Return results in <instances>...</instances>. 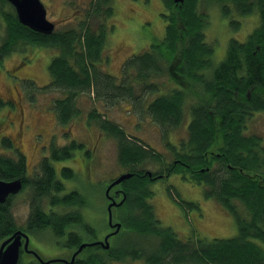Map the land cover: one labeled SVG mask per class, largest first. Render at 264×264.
I'll return each instance as SVG.
<instances>
[{
    "label": "trees",
    "instance_id": "trees-1",
    "mask_svg": "<svg viewBox=\"0 0 264 264\" xmlns=\"http://www.w3.org/2000/svg\"><path fill=\"white\" fill-rule=\"evenodd\" d=\"M162 2L169 11L164 14V39L150 51L127 59L121 80L100 68L107 62L102 53L108 31L105 21L113 14L110 0H95L90 6L87 15L96 19L98 26L83 20L79 28L55 29L49 35L20 25L14 12L3 15L5 35L0 44V62L22 45L54 49L56 54L47 68L50 82L45 88L63 93L54 105L57 122L68 124L79 116L81 110L76 105L84 93L89 104H95L87 120L116 141L118 162L124 173L132 174L116 187L125 197L120 206L113 208L121 228L111 236L110 249L85 247L88 250L83 248L72 264H115L113 261L126 256L143 259L146 264H264V135L250 131L255 117L264 116V0ZM202 2L217 5L224 18L233 10L239 16L258 17L245 41L230 38L217 63L213 46L205 40V19L197 9ZM229 25L236 27L237 23L231 20ZM161 78L164 80L159 81ZM148 95L155 98L147 100ZM126 101L142 103L146 115L167 131L181 127L187 120V139L179 142L177 150L171 145L175 160L157 174L139 165L150 160L161 163L160 156L105 119V111L96 109L97 105L114 107ZM2 145L15 157L0 155V179H21V191L29 187L33 202L25 228H19L12 219L9 197L0 204V242L17 230L28 233L45 229L59 235L60 243L68 250H76L85 242V233L91 236L87 237L92 238L90 242L94 241L96 235L93 238L94 231L82 214L89 201L80 198L78 190L61 194L64 186L52 165L53 161L69 159L83 145L71 142L62 150H51V156L40 163L41 177L34 182L24 176V155H19L12 141L4 139ZM61 171L65 180L75 178L70 168ZM172 173L202 185L204 197L217 201L231 214L237 234L229 239L206 241L193 235L182 240L170 228L162 227L148 203L154 195L150 186ZM174 194L169 191V196L178 200ZM57 205L77 210L59 214L54 209ZM79 225L82 232L74 230ZM67 226L72 231L68 238L64 235ZM126 235L130 236L128 240ZM151 237L154 246L148 250L137 244L139 239L149 243Z\"/></svg>",
    "mask_w": 264,
    "mask_h": 264
},
{
    "label": "rangeland",
    "instance_id": "rangeland-1",
    "mask_svg": "<svg viewBox=\"0 0 264 264\" xmlns=\"http://www.w3.org/2000/svg\"><path fill=\"white\" fill-rule=\"evenodd\" d=\"M40 1L46 8L47 20L54 23L56 30L68 29L72 26L79 28L78 24L83 20L97 24L96 19H90L87 15L95 0ZM110 2L113 14L105 21L108 31L102 53V59L107 57V62L106 64L103 62L100 68L121 80L123 65L127 59L150 51L153 45L164 39L166 27L164 14H168L169 11L164 8L162 0H110ZM197 9L205 19V40L214 48L216 63L220 62L224 55L230 38L239 42L245 41L258 21L255 14L239 16L234 10L230 12L228 18H224L220 8L209 2L200 3ZM11 12H14V8L0 0V44L5 35L3 15ZM231 20L237 23L236 27L229 25ZM17 49L2 58L0 62V102L3 104L0 107V155L15 157L12 151L2 145V140H11L18 148L19 155H24L26 166L24 176L34 182L36 177H41L40 163L51 156V150H62L71 142L83 145L81 149H76L69 159L53 161L52 165L55 175L64 186V194L78 190L79 195L85 201H89V207L82 209V214L94 231L92 236L101 238L110 232L107 225L106 188L109 186V181L124 173L118 162L117 143L112 137L99 131L97 125L87 120V115L95 104L91 102L89 104V99L84 93L82 100L76 105L81 110L79 116L74 117L68 124L62 125L57 122L54 105L57 103L56 99L63 97V93L53 88H45L50 82L47 68L56 51L29 44L19 46ZM162 80L164 79H159ZM148 98L151 100L155 96L148 95L147 100ZM96 109L103 113L105 111V119L118 125L132 140L141 141L146 149H153L160 156L161 163L145 161L139 165L142 170L156 174L160 172L163 166L175 160L170 149L171 145L176 148L179 142L187 139V120L181 127L167 131L146 115L142 103L133 105L126 101L114 107L97 105ZM250 128V131L264 135V116L257 115ZM65 167L72 170L75 174L74 179L63 178L61 170ZM203 189L202 185L172 173L152 183L150 190L154 195L148 203L152 205L153 212L156 213L162 227L170 228L182 240L189 239L193 235L206 241L213 238L229 239L235 236L236 224L231 214L226 212L217 201L204 197ZM113 191L114 188L109 194L116 199ZM169 191L175 192L178 200L182 202L173 200L169 196ZM176 195L174 194V197ZM9 199L12 219L19 228H25L33 202L30 188L25 187L20 193L9 196ZM54 209L59 214H68L73 209L77 210V207L64 208L57 205ZM74 230L80 232L81 228L77 227ZM30 233L35 245L29 243V248L40 254L44 261L59 257L70 259L72 251L60 248L61 240L51 230ZM82 236L85 238L86 235ZM126 236L128 240L130 236ZM131 238L133 239L134 236ZM86 239L85 242L91 241ZM148 239H150L149 243H146V240L143 243L138 240L137 244L141 249L148 250L154 246L155 239L153 237ZM24 256L31 259L26 252ZM26 258L22 260L24 264H41L35 260L26 261ZM133 260L132 257L126 256L120 261L113 262L146 264L143 259ZM50 264H60V262Z\"/></svg>",
    "mask_w": 264,
    "mask_h": 264
},
{
    "label": "water",
    "instance_id": "water-1",
    "mask_svg": "<svg viewBox=\"0 0 264 264\" xmlns=\"http://www.w3.org/2000/svg\"><path fill=\"white\" fill-rule=\"evenodd\" d=\"M6 1L11 5V7L14 8L15 15L21 25L29 27L33 32L43 35H49L54 32V23L50 20H47L46 8L40 0ZM173 1L176 4H181L184 2V0ZM128 177V175H123L111 182V184L106 189V192H108L109 189H111L113 186L119 184V181ZM22 188V181L19 178L13 179V181L0 180V204H3L7 197L18 194L22 190ZM109 205L110 206L108 207L107 216L109 224L111 225L112 218L114 219L112 208L115 206H119L120 204L111 201ZM114 226H116L117 228L114 232H111V234L105 236H101L99 240L92 241L90 243H82L75 251V254L80 253V251L82 250L81 248L84 246L102 245L103 247L108 248V239L120 228L119 224H115ZM29 243L30 240L28 236L18 230L12 236L5 238V240L0 242V264H17L18 257L21 253L20 248H22L23 251L27 252V246L29 245ZM36 257L39 258L38 254L36 255ZM43 264H49V261L43 262Z\"/></svg>",
    "mask_w": 264,
    "mask_h": 264
},
{
    "label": "bare ground",
    "instance_id": "bare-ground-1",
    "mask_svg": "<svg viewBox=\"0 0 264 264\" xmlns=\"http://www.w3.org/2000/svg\"><path fill=\"white\" fill-rule=\"evenodd\" d=\"M20 24V23H19ZM21 25V24H20ZM187 128V127H186ZM100 130V129H99ZM121 165V164H120ZM72 168V167H71ZM60 171V170H59ZM123 175H128L129 177L128 178H125V179H123V180H121V181H119V184H117V185H115V186H113L111 189H109V191H111L113 188H114V190H115V188L117 187V186H119L120 185V182H122V181H124V180H126V179H129L130 178V176L132 175L131 173L129 174V172L128 173H123V174H121V175H119V177L120 176H123ZM149 175H151V174H149ZM119 177H117V178H119ZM116 178V179H117ZM153 178V177H152ZM116 179H114V180H116ZM1 180V179H0ZM114 180H112L111 182H113ZM111 182L109 181V185L111 184ZM107 185V184H106ZM108 188V187H107ZM106 188V189H107ZM105 190V189H104ZM109 191L108 192H106L105 191V194H106V197L108 198V200H109V203L107 204L108 205V207L110 206L109 204H110V202L112 201V202H114V203H117V204H120V203H122V201H123V199H124V195L125 194H122V198L120 199V201H119V199H117L118 201H116V200H114L113 199V197L112 196H110V194H109ZM78 192V191H77ZM173 193H175V192H173ZM62 194V193H61ZM64 194V193H63ZM67 194V193H66ZM77 195V194H76ZM176 195V194H175ZM59 196V195H58ZM78 196V195H77ZM105 196V195H104ZM8 198V197H7ZM7 198H6V200H7ZM80 198H82V196H80ZM174 198V197H173ZM5 200V201H6ZM4 201V202H5ZM80 204H82V203H80ZM85 205V204H84ZM78 206V205H77ZM82 206V205H81ZM81 206H79V207H81ZM120 206V205H119ZM85 207V206H84ZM108 207L106 206V208H107V212H108ZM115 207H118V206H115ZM114 208V207H113ZM113 208H112V212L114 213V210H113ZM79 209V208H78ZM80 210V209H79ZM69 213V212H68ZM78 214H79V212H78ZM79 218H80V215H79ZM118 218V217H117ZM116 218V219H117ZM79 220V219H78ZM84 220V219H83ZM118 220V219H117ZM81 221V223H82V220H80ZM113 221H115V217H114V219L112 218V221H111V225L109 224V220L107 219V224H108V226L109 227H112V228H114V230H112L111 232H114L117 228H116V226H114L115 224H119L118 222H119V220L116 222V223H114ZM122 223V222H121ZM80 224V223H79ZM105 224V223H104ZM70 225V224H69ZM68 225V226H69ZM68 226L66 227V228H68ZM80 226V228L82 229V227H81V225H79ZM119 226H120V224H119ZM71 228V227H70ZM111 228V229H112ZM120 228H121V226H120ZM120 228H119V230H120ZM69 229V228H68ZM76 229H77V227H76ZM70 230V229H69ZM80 230V229H79ZM83 230V229H82ZM90 230V229H89ZM88 230V231H89ZM119 230L116 232V233H118L119 232ZM18 231H21L23 234H25V235H27L28 236V233L26 232H23L22 230H18ZM16 232V231H15ZM80 232H82V231H80ZM84 232H85V230H84ZM111 232L110 233H108V234H111ZM64 233V232H63ZM73 233H75V232H73ZM116 233H114V234H116ZM87 234V235H86ZM89 233H85V235L88 237H91L90 235H88ZM93 234V233H92ZM108 234H106V235H108ZM114 234H112V235H114ZM77 235V234H76ZM111 235V236H112ZM12 236V235H11ZM59 236V235H58ZM57 236V237H58ZM61 236H62V234H61ZM111 236H110V238L109 239H111ZM60 237V236H59ZM79 238L81 237L80 235L78 236ZM68 238V237H67ZM93 238H94V236H93ZM84 239H86V238H84ZM89 239H92V238H89ZM89 239H86L87 241L89 240ZM109 239H108V248H105V247H103L102 245L100 246V247H103V248H105V249H110V245H109ZM69 240V239H68ZM95 240V239H94ZM64 241V240H63ZM66 242V241H65ZM68 242V241H67ZM80 243H81V240H80ZM83 243H90V241L89 242H83ZM82 244V243H81ZM80 244V245H81ZM65 246V245H64ZM77 246H79V245H77ZM76 246V247H77ZM91 246V245H90ZM90 246H84V247H82L81 249V251H80V253L82 252V251H84L83 250V248H85V247H89L88 249L90 250ZM97 246V245H96ZM110 246V247H109ZM75 247V248H76ZM29 248V245L27 246V252L26 251H23L22 250V252L24 253V252H26L27 254L28 253H30V252H33V255H34V258L36 259V261H39L41 264H43V262H48L49 261V264L50 263H59V262H62V263H65V264H72L74 261H75V258L78 256V255H80V253H78V254H75V251L77 250H71L72 251V254H71V256H70V259L69 260H65V259H63V258H52V259H55V260H52V259H48L47 261H44L43 259H42V257H41V255L40 254H38L36 251H32L30 248ZM78 248V247H77ZM86 250H88L87 248H85ZM98 248H96V250H97ZM93 250V249H92ZM31 254V253H30ZM38 254V256H39V258H37L36 257V255ZM81 255H83V254H81ZM19 258H20V256L18 257V260H19ZM18 260H17V264H18ZM52 260V261H51Z\"/></svg>",
    "mask_w": 264,
    "mask_h": 264
},
{
    "label": "flooded vegetation",
    "instance_id": "flooded-vegetation-1",
    "mask_svg": "<svg viewBox=\"0 0 264 264\" xmlns=\"http://www.w3.org/2000/svg\"><path fill=\"white\" fill-rule=\"evenodd\" d=\"M113 194H114V196L118 197V198L115 199V198L112 196L114 200L120 199V197L122 196L121 192H119L118 190H114V191H113ZM107 200H108V198H107ZM108 203H109V200H108ZM108 203H107V204H108ZM113 222L116 223V220L113 221ZM107 225H108V224H107ZM111 228H112V227H109V228H108V230H109L110 232H111L112 230H114V228H112V229H111ZM109 231H108V232H109ZM30 232H31V231H28V233H29V234H28V238H29V240H30L31 245L34 246V245H35V244H34V240H33L32 234H31ZM70 232H72V231H71V230L65 231L64 235H65L66 237H68ZM110 232H109V233H110ZM84 237L86 238V236H84ZM99 239H100V238H97V237H96L94 241L99 240ZM64 245H65V244L62 243V247H60V248H63V249L68 250L67 248H65L66 246H64ZM68 251H69V250H68ZM20 252H21V253H20V260H21L20 262H21V264H24V262H23L22 260H23V258H26V257L24 256V253L22 252V248H20ZM30 253H31V254H30ZM30 253H28V254L31 256V259L26 258V261H29V260H32V261L35 260V261H36V259L34 258L33 252H30ZM20 262H19L18 264H20ZM37 262H38V261H37Z\"/></svg>",
    "mask_w": 264,
    "mask_h": 264
}]
</instances>
